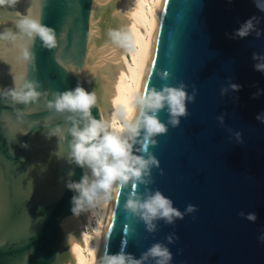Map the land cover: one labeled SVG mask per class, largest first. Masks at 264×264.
I'll return each instance as SVG.
<instances>
[{
    "label": "water",
    "instance_id": "obj_1",
    "mask_svg": "<svg viewBox=\"0 0 264 264\" xmlns=\"http://www.w3.org/2000/svg\"><path fill=\"white\" fill-rule=\"evenodd\" d=\"M137 2L15 0L0 5V32H15L17 19L30 13L58 36L55 50L42 48L38 38L30 45L34 65L18 60L19 48L12 42L0 41V90L12 87L19 75L38 81L41 91L74 89L79 81L97 94L94 116L113 111L124 51H113L108 32L129 26ZM252 16H264L252 0H163L142 92L183 83L189 95L197 94L180 126L169 127L149 148L159 161L151 188L170 198L184 219L174 226L160 221L149 234L122 211L131 188H121L114 194L97 259L122 249L139 258L174 234L178 239L167 244L172 264H264V125L256 120L264 112V96L252 99L257 86L264 89V74L254 70L251 59L254 52L264 54V35L244 40L225 35ZM229 82L241 85V91L222 97ZM30 112L34 127L28 130L16 124L13 107L0 102V264H75L70 241L79 239V226L87 223L83 214L72 216L73 193L64 182L68 171L78 181L82 170L58 159L56 140L42 135L46 118L62 123L60 118L50 116L43 101ZM221 115L223 124L217 119ZM158 116L167 122L166 110ZM237 132L243 143L237 142ZM188 205L197 210L186 213ZM253 213L254 223L246 218Z\"/></svg>",
    "mask_w": 264,
    "mask_h": 264
},
{
    "label": "clouds",
    "instance_id": "obj_2",
    "mask_svg": "<svg viewBox=\"0 0 264 264\" xmlns=\"http://www.w3.org/2000/svg\"><path fill=\"white\" fill-rule=\"evenodd\" d=\"M14 2L15 0H0V5H11ZM227 2L231 4L232 0ZM252 2L264 14V0ZM114 14L121 15L119 11ZM262 19L264 16H252L240 23L231 35H225L230 40H244L254 33L255 38L260 39L264 35V29L260 28ZM131 27L134 28V25ZM15 29V32H0V41H10L18 47V60L24 63L35 64L36 55L30 45H34L37 38L44 49L55 50L58 47L56 31L30 13L17 19ZM108 38L113 51L120 49L134 54L137 45L129 26L109 30ZM21 41L23 43H18ZM251 59L254 70L264 74V54L254 52ZM120 79L124 80L123 74ZM161 79L167 80L168 76H161ZM41 88L38 81L19 75L14 78L12 87L0 90V102L13 107L16 124L21 128L31 130L34 127L30 120V110L33 106H39L41 101L50 116L62 121L57 123L46 118L42 125V135L45 140H56L58 151L54 154L58 159H62L69 168L82 170L78 181L72 179L75 172L68 171L64 182L65 189L73 193L70 200L73 217L87 214L90 218L98 217L99 224L114 193H118L121 188L130 187L122 204V211L141 222L147 233L154 234L160 221L174 226L177 220L184 219L185 213L175 208L170 198L160 190L153 191L151 188L154 183L152 170L159 168V161L149 148L156 145V138L165 134L169 127L177 128L181 118H187V104L195 100V90L189 95L183 83L175 87H163L161 90L151 87L146 94L138 88L132 89L126 98L122 99L117 95L112 99L114 110L97 118L92 111L94 108L98 109L97 94L86 90L79 81L74 89L66 91H41ZM241 88V85L229 82L227 87L221 89V96H226L229 92L237 93ZM261 96H264V89L257 86L252 99ZM20 105L24 106V110H21ZM161 110L168 113L166 123L159 119L158 113ZM217 119L221 124L224 123L223 115ZM256 120L264 125V112L257 114ZM27 133L25 131L23 135ZM235 137L238 143H243L242 133H235ZM19 146L25 150L29 148L27 143H20ZM140 186H143V191H140ZM196 210L195 206L188 205L186 213ZM246 218L253 223L256 220L254 213ZM93 232L95 237H100L98 229H93ZM90 239L92 237L87 233L83 234L85 244ZM166 239L167 244H171L178 237L173 234ZM260 239L264 242V236ZM70 242L73 247L78 244L75 240ZM167 244L154 243L139 258L122 249L115 254L105 252L97 259L95 247L88 255L92 257L91 264H172L173 255Z\"/></svg>",
    "mask_w": 264,
    "mask_h": 264
},
{
    "label": "bare ground",
    "instance_id": "obj_3",
    "mask_svg": "<svg viewBox=\"0 0 264 264\" xmlns=\"http://www.w3.org/2000/svg\"><path fill=\"white\" fill-rule=\"evenodd\" d=\"M162 3L163 0H138L130 17L129 28L133 33V39L137 46L134 54L124 52L116 90V96L119 95L122 99L126 98L132 89L143 90ZM133 25L134 28L131 27ZM121 74L124 76L123 81L120 79ZM111 203L109 208L103 211V219L99 224L97 223L98 217L90 218L87 214L82 215L87 226H79L83 233L77 240V246L73 247L75 264H81V261H84V264H91L92 257L88 253L93 247L97 248L95 256L98 257ZM93 229H98L101 232L100 237H95ZM84 233L92 237L86 244L83 240Z\"/></svg>",
    "mask_w": 264,
    "mask_h": 264
}]
</instances>
